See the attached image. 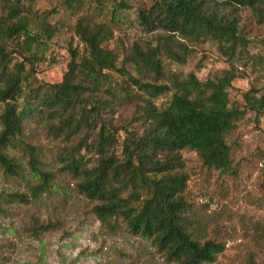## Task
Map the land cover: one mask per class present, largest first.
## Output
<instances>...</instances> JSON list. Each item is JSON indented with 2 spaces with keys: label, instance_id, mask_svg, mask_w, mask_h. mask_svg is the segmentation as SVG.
<instances>
[{
  "label": "trees",
  "instance_id": "1",
  "mask_svg": "<svg viewBox=\"0 0 264 264\" xmlns=\"http://www.w3.org/2000/svg\"><path fill=\"white\" fill-rule=\"evenodd\" d=\"M99 4L101 0H95ZM33 0H0V166L18 174L23 164L8 153L18 148L27 155L29 173L37 180L32 193L51 182V172L39 166L34 146L21 137L22 120L32 114L46 115L47 130L69 138L79 133L74 145L59 155L62 167L78 177L76 188L89 199L95 216L112 226L120 217L132 233L151 237L157 250L178 264L211 261L221 248L218 241L199 242L186 230L188 206L182 197L185 175L180 171L178 150H194L205 166L223 171L229 166V145L224 134L242 111L228 102L227 86L235 76L232 65L212 77L199 79L192 71L183 76L162 69L160 56L182 62L190 51L186 40L212 39L228 58L245 38L237 24L238 7H250L257 21L264 19V0H151L136 9V23L144 31L161 30L152 46L133 43L125 54L107 46L112 29L105 21L78 17L74 34L78 47L67 48L65 69L57 81L36 88L32 102L17 107L22 80L41 59L55 31L36 9ZM126 0H113L110 19ZM10 43V44H9ZM242 51L241 48L237 52ZM119 65L116 66V61ZM131 64L132 71L125 64ZM109 69L119 70L118 81ZM135 71V72H134ZM153 73L147 77V72ZM113 97L134 96L133 105L141 129L115 125L105 117L112 98L103 97L100 86ZM170 90L164 104L153 99ZM245 103L264 121V92H245ZM32 99V98H31ZM123 133L119 138V132ZM119 151L116 152V147ZM93 154L91 163L79 148ZM53 184V183H51ZM127 193L122 195V190ZM141 192L142 196L137 194ZM23 200V193H8ZM132 198H138L137 204Z\"/></svg>",
  "mask_w": 264,
  "mask_h": 264
},
{
  "label": "rangeland",
  "instance_id": "2",
  "mask_svg": "<svg viewBox=\"0 0 264 264\" xmlns=\"http://www.w3.org/2000/svg\"><path fill=\"white\" fill-rule=\"evenodd\" d=\"M101 0H33L32 7L39 15L55 25V31L41 59L23 78L17 107L33 98L36 88L57 81L65 69L68 47H78L80 41L73 28L78 17L85 21H105L112 29L107 46L125 54L133 43L152 46L162 31H144L136 23V9L151 0H126L130 6L118 9L110 17L111 2ZM237 24L245 43L235 47V56L223 55L214 40H186L190 51L182 62L164 55L160 63L166 73L183 76L192 71L199 79L212 77L232 65L235 76L227 86L228 102L242 112L234 119V126L225 134L229 145V166L223 171L205 166L194 150L181 149L180 171L185 175L182 197L188 209L186 230L201 242L212 239L221 244L213 260L199 264H264V121L245 103V92H264V19L257 21L254 11L238 7ZM4 9L0 6V16ZM10 44V43H9ZM241 48L242 51L237 50ZM119 65V60L116 61ZM130 67L131 64H125ZM120 80L119 70L109 69ZM135 72V71H134ZM151 71L147 77H152ZM134 96L109 94V88L99 87V93L112 98V110H104L110 123L141 129L133 105ZM110 91V90H109ZM171 91L157 95L153 101L164 104ZM32 98V99H31ZM46 115L35 113L22 120L21 137L34 146L39 166L51 172V182L43 190L32 193L37 180L29 173L27 155L18 148L8 147V153L23 164L18 174L6 172L0 166V264H178L163 251L157 250L151 237L132 233L120 217L109 226L93 213L98 202L89 199L76 188L78 177L62 167L59 155L69 149L79 133L69 138L54 136L47 130ZM123 133L119 132L121 138ZM87 163L93 154L79 148ZM119 151V146L116 147ZM53 183V184H51ZM138 191V190H137ZM23 193L20 200L8 195ZM127 189L122 190L125 195ZM142 196L141 192H137ZM137 204L138 198H132Z\"/></svg>",
  "mask_w": 264,
  "mask_h": 264
}]
</instances>
